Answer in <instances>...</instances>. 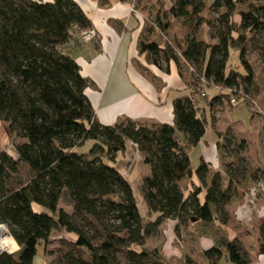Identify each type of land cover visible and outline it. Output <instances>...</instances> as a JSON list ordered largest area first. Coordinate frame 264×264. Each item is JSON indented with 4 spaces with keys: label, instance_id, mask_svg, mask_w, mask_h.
Here are the masks:
<instances>
[{
    "label": "trees",
    "instance_id": "16d2710c",
    "mask_svg": "<svg viewBox=\"0 0 264 264\" xmlns=\"http://www.w3.org/2000/svg\"><path fill=\"white\" fill-rule=\"evenodd\" d=\"M131 1L144 10L141 0ZM168 3H153L137 48L147 63L165 73L174 62L185 82L188 93L172 102L173 125L121 117L104 126L85 94L89 83L68 51L80 41V31L92 29L80 6L73 0H0V122L8 125L13 149H0V224L19 247L13 255L0 254V264H33L40 245L45 254L52 253L47 246L57 230L67 239L52 264H168L159 248H144L164 222L176 221V237L192 220L226 225V206L237 188L248 178L264 183L263 171L251 167L246 156L247 142L230 131L218 134L224 177L210 174L204 161L194 170L189 158L206 131L200 100L212 114L223 99L230 104L231 96L234 105L252 109L246 95L264 92L246 59L250 50L264 58V0ZM177 22L185 36L172 33ZM204 26L214 43L199 37ZM232 51L244 73L230 64ZM199 87L204 96L192 102ZM207 88L216 90L210 100ZM210 122L216 123L214 113ZM86 142H92L89 153L79 154ZM129 144L150 168L138 187L144 216L132 183L115 165ZM192 175L199 184L185 196ZM61 199L72 205L71 214L58 208ZM258 233L257 253L264 257V222ZM202 257L207 264L223 258L251 264L237 239L219 241ZM184 262L197 264L188 255Z\"/></svg>",
    "mask_w": 264,
    "mask_h": 264
},
{
    "label": "crops",
    "instance_id": "0c3cea01",
    "mask_svg": "<svg viewBox=\"0 0 264 264\" xmlns=\"http://www.w3.org/2000/svg\"><path fill=\"white\" fill-rule=\"evenodd\" d=\"M73 1L86 14L90 20L92 29L98 35L97 39L93 42L81 43L79 41L74 47L68 49L75 59L80 73L89 83L85 94L94 109L97 120L104 126L114 124L121 117H127L135 121L173 125L172 102L175 98L188 93L185 90V82L179 76L174 62L169 63V72L165 73L154 65L147 63L146 57L140 55L137 48L144 31V20L149 16L148 9L152 8L153 3L161 0H141L142 6L145 7L144 10H137L131 0L127 2L109 0L108 5L104 6L100 5L99 0ZM163 1L168 3V0ZM149 74L156 78L155 81ZM214 91L216 92V90ZM228 105L231 107L237 106L229 103ZM224 106L222 105V107ZM202 112L206 117L204 107L202 108ZM211 115L209 111V116ZM1 123L5 128H8L6 123ZM215 127L216 123L212 128L219 139V142L216 143L218 148V144L222 142L218 134L222 135L228 131L233 134V128L229 126L221 133ZM260 136L262 140L263 133ZM241 139H244L248 145L247 158L250 157L253 160L254 157L252 158L249 153L248 141L244 137ZM202 142L203 139L190 152L191 166L195 170L200 162L204 161L210 170V174L220 173L224 177V168H221L223 165L216 171L211 168V164L205 154L210 148H203L199 164H192L191 156L201 146ZM2 147L8 152L13 153L10 139L9 143H5ZM247 153H249V156ZM126 154L128 155L127 157H125ZM134 154L135 149L133 145L129 144L125 153L117 155L115 164L120 168L122 175L132 184L133 181H136L137 174L133 170L129 174L131 167L129 168L128 165ZM123 157L126 158L125 161ZM253 161L256 165L254 167L262 170L264 173L259 161L257 159ZM250 162L252 165L251 160ZM133 164L132 166H134ZM144 167L146 172L142 175V179L150 174L149 166L144 165ZM126 168L127 172L125 171ZM256 183L248 178L237 188L236 195L226 206V210L230 216L226 225H220L216 221L206 225L192 220L186 226L181 227L180 235L176 237L174 233L176 221L168 220L160 227V232L164 233L166 240L163 239L154 248L161 250V254L168 264L174 262L175 264H185L184 255L191 257L197 264H207L202 257L203 251L216 245L219 241L231 242L235 239L241 241L243 246H245L243 243L244 236H240L239 234L248 232L250 229H253V226H256L254 231H256V245L258 247V228L264 222V185L261 191H257L255 194L250 193L251 186H254ZM185 184L187 186L185 196H187L199 184V181L195 175H192V178ZM136 190L138 192V188ZM136 198L140 213L144 216L147 211L145 203L139 193L136 195ZM203 198L204 194H201L200 200L203 201ZM226 228H228V232L231 235L225 236L222 230ZM186 236L188 237L187 241H185ZM191 254L196 255L197 258ZM261 258L264 260L263 256ZM33 264H47L44 251L42 257H35Z\"/></svg>",
    "mask_w": 264,
    "mask_h": 264
},
{
    "label": "rangeland",
    "instance_id": "374dc122",
    "mask_svg": "<svg viewBox=\"0 0 264 264\" xmlns=\"http://www.w3.org/2000/svg\"><path fill=\"white\" fill-rule=\"evenodd\" d=\"M207 5L210 6L214 0H206ZM151 7L148 9V13L151 14ZM172 33L180 36H185L186 31L182 27L180 22H177L174 24L172 28ZM199 37L201 39H204L208 43H214L215 40L211 38L210 31L207 27H202L199 30ZM167 39L172 42L171 35L167 36ZM246 59L249 61L250 65L252 66L254 72L258 76V80H260L261 83H264V77L262 74V69L264 67V58L261 57L257 52H254L250 50L247 54ZM230 64L235 68V70H239L240 73H244L240 65L238 64L237 58H236V52L232 51V57L230 58ZM182 74L184 75L185 79H187V75L185 74L184 70L182 69ZM206 94L208 95V99L210 100L212 97H214L215 91L213 89L207 88ZM251 94V95H250ZM249 95H246V100L249 105H251L252 109H249L244 103H239L237 106H229L226 99L222 100V104L225 105L222 106H216L213 110L214 117L216 118V130L223 133L227 129V127L233 128V134L235 137L239 140L242 137H244L248 143H249V153L252 156L253 160L257 159L262 166V169L264 170V136L261 140V134L264 135V92L260 93L257 96H253V93H250ZM200 107L206 110V117H207V125H206V131L203 138V146H199L194 153L191 156L192 164H199L200 156L203 154V148H210L208 152H206V156L208 157V160L211 164V168L216 171L219 169V167L222 166V157L220 150L217 148V142H219V139L217 138V135L215 134L211 122H210V116H209V110L206 108V104L204 100H200ZM260 113L259 115H256L255 113ZM212 113V114H213ZM223 135V134H222ZM10 135L8 132V128H5V126L0 122V149L3 148L5 143H9ZM11 140V139H10ZM92 147V142H86L83 147H80L77 149L79 154H88L90 148ZM219 150V151H218ZM247 153V155L249 154ZM128 155L126 154L125 157ZM249 156V155H248ZM123 157V160L125 161L126 158ZM250 158V157H249ZM248 158V159H249ZM135 159V160H134ZM252 161V165L254 167V161L250 158ZM134 163V164H133ZM132 164L134 166H132ZM144 163L142 162L141 158L138 156H133L132 160L129 162L128 167L130 168L129 174H131L132 170L137 174L136 181H133V188L138 195L137 188L140 185V181L142 179V175H144L145 167ZM251 165V167H252ZM256 166V165H255ZM223 168V166L221 167ZM127 172V168L125 169ZM124 171V172H125ZM134 174V175H135ZM135 176V177H136ZM134 177V176H133ZM263 182L256 183L254 186H251L249 192L250 193H256L257 191H261L263 188ZM140 201V199H139ZM58 208H62L67 213L71 214L73 211L72 205H70L66 199H61ZM37 211H44L41 207L35 206L34 208ZM256 226H253V229H250L248 232H244L239 234L240 236L243 235L244 237V248L248 253L249 259L251 264H262L264 263V260L261 258L260 255L257 253V241H256V231H254ZM242 229V228H241ZM209 231V228H208ZM225 236L231 235L230 232H228V228L222 230ZM66 235L63 230H57L52 232L50 244L47 246L48 251H53L52 253H46L45 256L47 258V264H52L55 262L57 258V250L61 248L66 243ZM166 240L164 238V233L159 232V234L156 237H152L149 240H147L144 248H146L147 251L151 252L154 248V246H158L162 240ZM185 241H187L188 237H185ZM44 248L42 245L38 246L37 248V255L36 257H42ZM192 255V254H191ZM193 257H196V255H192ZM197 258V257H196ZM264 258V257H263ZM172 264H175L172 263ZM218 264H232L225 258H223Z\"/></svg>",
    "mask_w": 264,
    "mask_h": 264
},
{
    "label": "built area",
    "instance_id": "2783aa9c",
    "mask_svg": "<svg viewBox=\"0 0 264 264\" xmlns=\"http://www.w3.org/2000/svg\"><path fill=\"white\" fill-rule=\"evenodd\" d=\"M78 36H79V40L81 41V43L93 42L98 37L97 32L94 29L80 31ZM189 71L191 72L192 69L190 68ZM203 84H205L204 81H203ZM198 91H199L198 95L195 94V95L191 96L190 100L192 102H194L197 97H201L202 98L204 96L203 90H201L200 87H199ZM226 92L227 93H233V90H230V89L227 90L226 89ZM229 101H230V104H233V105L237 103L235 96H231ZM134 155L138 156L136 150H135V154ZM0 233H1V235H0V245H1L2 239H5L7 242H9L10 243L9 246L11 245L10 248H9V246L2 247L0 249V254H2V253H6V254H9V255L15 254L18 251V245L16 244L14 239L9 234V231H8L7 227L5 225H3V224H0ZM14 245L16 246V249H13Z\"/></svg>",
    "mask_w": 264,
    "mask_h": 264
},
{
    "label": "bare ground",
    "instance_id": "6f19581e",
    "mask_svg": "<svg viewBox=\"0 0 264 264\" xmlns=\"http://www.w3.org/2000/svg\"><path fill=\"white\" fill-rule=\"evenodd\" d=\"M0 235H1V233H0ZM9 242H7L5 239H2V242H1V245H0V249L2 248V247H6V246H9ZM11 246V245H10ZM10 246H9V248H10ZM13 249H16V246L14 245L13 246Z\"/></svg>",
    "mask_w": 264,
    "mask_h": 264
}]
</instances>
